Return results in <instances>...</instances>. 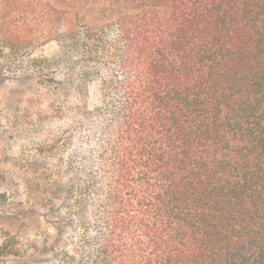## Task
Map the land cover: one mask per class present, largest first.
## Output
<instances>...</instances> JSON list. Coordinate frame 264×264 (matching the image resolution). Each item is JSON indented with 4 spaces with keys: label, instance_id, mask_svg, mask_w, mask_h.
I'll return each mask as SVG.
<instances>
[{
    "label": "trees",
    "instance_id": "16d2710c",
    "mask_svg": "<svg viewBox=\"0 0 264 264\" xmlns=\"http://www.w3.org/2000/svg\"><path fill=\"white\" fill-rule=\"evenodd\" d=\"M6 3L74 101L34 119L36 264H264V0Z\"/></svg>",
    "mask_w": 264,
    "mask_h": 264
},
{
    "label": "rangeland",
    "instance_id": "374dc122",
    "mask_svg": "<svg viewBox=\"0 0 264 264\" xmlns=\"http://www.w3.org/2000/svg\"><path fill=\"white\" fill-rule=\"evenodd\" d=\"M6 9H9L6 0H0V13ZM20 14L33 19L30 14L22 11ZM16 17L12 13L1 23L12 28ZM27 27L34 35V22L30 21ZM57 50L54 42L35 48L33 43L26 50H16L0 42V246L8 245L0 254V264L37 263L34 261V236L38 232L34 209V119L41 106L45 111L48 103H56L53 95L60 100L57 103H74L66 90L57 93L43 88L46 73L42 75L37 62ZM89 95L92 103L99 101L96 86L89 87Z\"/></svg>",
    "mask_w": 264,
    "mask_h": 264
}]
</instances>
